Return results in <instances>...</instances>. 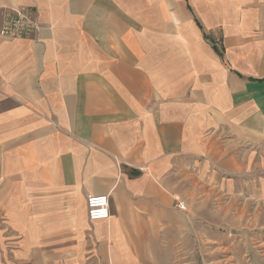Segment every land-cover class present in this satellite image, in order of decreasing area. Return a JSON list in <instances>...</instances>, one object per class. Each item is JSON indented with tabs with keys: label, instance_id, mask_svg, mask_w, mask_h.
I'll return each mask as SVG.
<instances>
[{
	"label": "crops",
	"instance_id": "crops-1",
	"mask_svg": "<svg viewBox=\"0 0 264 264\" xmlns=\"http://www.w3.org/2000/svg\"><path fill=\"white\" fill-rule=\"evenodd\" d=\"M21 7L40 28L0 36V264H176L219 192L264 203V0H0V31Z\"/></svg>",
	"mask_w": 264,
	"mask_h": 264
},
{
	"label": "rangeland",
	"instance_id": "rangeland-1",
	"mask_svg": "<svg viewBox=\"0 0 264 264\" xmlns=\"http://www.w3.org/2000/svg\"><path fill=\"white\" fill-rule=\"evenodd\" d=\"M219 194L204 206L176 264H264V203Z\"/></svg>",
	"mask_w": 264,
	"mask_h": 264
},
{
	"label": "built area",
	"instance_id": "built-area-1",
	"mask_svg": "<svg viewBox=\"0 0 264 264\" xmlns=\"http://www.w3.org/2000/svg\"><path fill=\"white\" fill-rule=\"evenodd\" d=\"M39 28L36 12L32 8L21 7L6 12L0 36L4 39H29ZM86 207L90 222L108 220L111 216L110 198L107 195L87 196ZM178 208L186 209L183 203H179Z\"/></svg>",
	"mask_w": 264,
	"mask_h": 264
}]
</instances>
